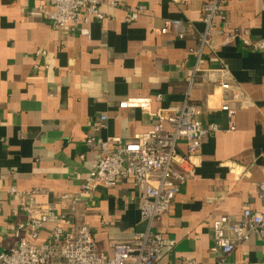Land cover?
Returning a JSON list of instances; mask_svg holds the SVG:
<instances>
[{
    "label": "crops",
    "instance_id": "0c3cea01",
    "mask_svg": "<svg viewBox=\"0 0 264 264\" xmlns=\"http://www.w3.org/2000/svg\"><path fill=\"white\" fill-rule=\"evenodd\" d=\"M207 1L103 0L105 17L92 21L87 38L55 28L40 10L44 1L0 0V254L24 235L17 228L25 221L24 199L11 189L36 191L38 203L67 212L75 226L88 225L107 252L148 227L141 218V194L130 179L82 193L75 209L62 198L79 194L87 183L93 154L86 138L102 114L107 126L97 136L124 141L150 129L158 109L185 101L197 106L205 127H219L204 138L188 167L194 175L188 174L172 207L152 223L153 231L177 242L165 264L185 258L216 264L221 253L213 247V222L221 216L240 219L246 207L264 212L258 192L264 180V47L220 43L223 31L247 32L252 42L264 43V0H225L226 19H217L213 45L199 57ZM137 5L145 12L126 22L127 9ZM175 19L185 25L181 38L161 32ZM197 67L227 70L241 91L233 104V128L221 109L230 93ZM145 96L152 98V114L118 106ZM178 149L187 152L184 139ZM50 229L34 242L47 241ZM226 264H264V238L255 234L237 245Z\"/></svg>",
    "mask_w": 264,
    "mask_h": 264
},
{
    "label": "built area",
    "instance_id": "2783aa9c",
    "mask_svg": "<svg viewBox=\"0 0 264 264\" xmlns=\"http://www.w3.org/2000/svg\"><path fill=\"white\" fill-rule=\"evenodd\" d=\"M40 10L55 28H67L87 38L91 37L92 21H101L105 14L103 0H41ZM116 3L112 2L111 5ZM144 5L127 9L126 22L133 23L145 12ZM205 31L201 35L196 53L200 57L205 47L213 45V32L217 19L224 22L225 0H208L203 7ZM172 31L183 37L185 25L182 20L168 21L162 33ZM247 32L223 31L220 43L231 45L243 41L246 45L262 48L261 41L252 42ZM40 54V51L38 52ZM207 80L215 81L225 93L221 109L227 113L230 128L235 124L233 104L240 99L241 91L233 85L227 70H201ZM161 99V95L157 96ZM152 98L130 97L119 103L120 109L139 108L152 114ZM156 121L147 131L137 133L130 141L119 136L99 138L97 133L107 126L108 116L102 114L93 122V130L86 138L88 151L93 154L87 183L79 194L63 195L72 204H79L82 193H89L98 185L113 188L119 182L130 179L141 194V218L147 221L144 231L136 232L127 241L115 242L111 251L100 248L91 228L82 224L75 226L67 213H58L53 205H42L35 200L36 191L24 193L11 189L24 201L22 211L25 221L17 228L24 232L17 246L0 254V264H165L167 253L176 247V240L153 231V221L172 207L176 195L188 174L194 170L188 167L201 151L204 138L219 131L216 124L205 127L197 118V106L183 102L160 108L153 114ZM184 139L187 152H179L178 144ZM82 160L85 155L81 156ZM259 195L264 199V180L258 184ZM51 226L47 241L36 243L40 232ZM264 238V212L246 207L240 219L221 216L213 222V247L221 253L216 264H226L227 257L237 245L248 241L253 235ZM178 264H199L195 259L185 258Z\"/></svg>",
    "mask_w": 264,
    "mask_h": 264
}]
</instances>
